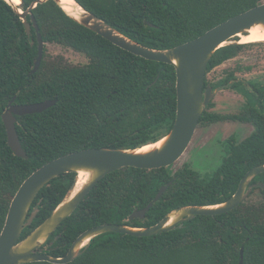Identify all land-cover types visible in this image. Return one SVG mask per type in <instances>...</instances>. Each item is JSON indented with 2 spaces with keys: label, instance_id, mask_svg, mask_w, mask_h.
<instances>
[{
  "label": "trees",
  "instance_id": "1",
  "mask_svg": "<svg viewBox=\"0 0 264 264\" xmlns=\"http://www.w3.org/2000/svg\"><path fill=\"white\" fill-rule=\"evenodd\" d=\"M34 1L22 0V10ZM75 1L138 44L159 50L194 40L264 2ZM31 14L45 44L69 50L83 57L85 63L71 64L63 56L47 54L44 47L40 67L31 74L37 40L30 18H26L30 26L27 35L20 18L0 0V116L9 103L55 101L42 113L16 118L15 128L27 159L16 157L10 150L0 119V232L11 200L35 170L85 149L134 150L155 143L168 134L176 115V75L172 66L119 49L68 18L53 0L37 5ZM250 46L253 44L217 50L206 73ZM235 70L249 72V68L238 66ZM228 74L226 81L234 76L232 72ZM251 84L249 80L248 85L257 90ZM242 91L251 97L247 88ZM258 92L261 97L257 110L248 107L245 113L254 131L240 146L229 150L212 175L202 177L190 164L175 171L171 167L114 171L97 183L39 252L62 257L73 241L90 228L102 224L150 227L174 209L228 200L250 169L264 165V89ZM74 179L73 173L62 174L39 191L30 208L38 212L20 240L51 214ZM169 182L144 220H128L133 211L145 208ZM259 182L262 186L252 190L248 202L226 214L197 216L172 231L149 237L104 234L69 264H239L241 248L243 264H264V173L251 181Z\"/></svg>",
  "mask_w": 264,
  "mask_h": 264
},
{
  "label": "water",
  "instance_id": "2",
  "mask_svg": "<svg viewBox=\"0 0 264 264\" xmlns=\"http://www.w3.org/2000/svg\"><path fill=\"white\" fill-rule=\"evenodd\" d=\"M2 1L10 6L20 18L27 35L30 33V26L26 22V18H30L37 40V57L30 72L31 74H35L40 67L43 49L46 44L39 34V28L31 11L37 5L49 0H36L24 11L22 10V0H19L20 3L17 6H14L7 0ZM72 1L83 12V18L79 21L70 17L63 10L59 0H53L68 18L119 49L147 61L164 63L174 68L176 75L175 120L166 136L155 143L146 145L152 146L146 152H140L146 146L134 150L85 149L52 160L32 172L22 182L9 205L5 222L0 232V264H27L35 262L69 264L86 250L98 236L116 233L132 237H149L169 232L193 220L197 216L226 214L244 203L254 188L262 186L260 182L255 185H249V183L258 177V175L264 173V165L250 169L240 180L233 195L221 204L180 207L169 212L157 224L145 228L102 224L81 233L62 257L56 258L39 252V249L47 243L61 223L74 213L85 197L106 175L123 168L143 170L172 168L187 150L207 104L219 91L230 85L227 84L215 89L210 86H204L206 69L213 54L217 50L229 45H250L240 44L235 38H238L239 35H245L253 27H264L263 2L211 28L194 40L170 49H151L126 37L103 20L97 18L94 14L88 12L75 0ZM54 104L55 101L25 105L8 104L0 119L5 128L8 147L16 157L27 159L15 128L16 118L42 113ZM158 143H161V145L154 147ZM79 172L88 173L89 179L76 194L72 195ZM67 173L75 174V179L61 202L39 226L24 239L20 240L23 230L33 222L38 212L37 209L31 211L30 208L39 191L53 179ZM170 184L169 182L161 187L153 201L145 208L133 211L128 220H144L145 214L161 198ZM239 264H243V248L240 249Z\"/></svg>",
  "mask_w": 264,
  "mask_h": 264
},
{
  "label": "flooded vegetation",
  "instance_id": "3",
  "mask_svg": "<svg viewBox=\"0 0 264 264\" xmlns=\"http://www.w3.org/2000/svg\"><path fill=\"white\" fill-rule=\"evenodd\" d=\"M253 45L258 46L264 44ZM244 51L245 49H243L242 52ZM224 70L225 72H223V75L217 80L213 79V73H211L212 70L206 73L204 79L205 87L210 86L215 89L217 87L225 86L227 84L230 85L224 88L223 90L219 91L215 95V97L210 100L201 116L203 120L201 123L199 120V124L197 127V129L199 127L204 128L208 132V135H211L213 133L211 137L212 145L209 147H212L213 149H218V153L221 156L220 165L222 164L223 160L228 157L229 150L233 147L240 146L242 142L245 141L254 131V126L251 122L246 119L245 113L248 107H251L253 109L255 108L257 110V102L261 97V94L258 92V89H264V80H262L263 82L258 80V76H256L255 73V77L250 81L252 83L251 85L257 88V90L251 88L248 85V81L239 78L237 75V72L239 71L235 70V68H225ZM250 70L251 68H249V71ZM230 72H232L234 76L228 81H226V78L229 75L228 73ZM239 84H243V87L247 88L248 91H250L251 97L248 93L242 91L243 87ZM219 95L221 96L219 97ZM242 95L245 97V99L242 97ZM219 98L221 99L219 100ZM261 115L264 116V113ZM220 165L218 166V168L220 167ZM217 169L215 171H217ZM214 172H212L210 175H212ZM206 176L208 177L209 175H205L202 177ZM255 184L256 183H249V185Z\"/></svg>",
  "mask_w": 264,
  "mask_h": 264
},
{
  "label": "rangeland",
  "instance_id": "4",
  "mask_svg": "<svg viewBox=\"0 0 264 264\" xmlns=\"http://www.w3.org/2000/svg\"><path fill=\"white\" fill-rule=\"evenodd\" d=\"M236 39L238 40V38H235V40ZM45 49L47 54L52 56H63L71 64L85 63V59L83 57L59 46L46 44ZM236 66L244 69L248 67L251 68L249 72H237L239 78L249 81L255 77V73L256 76H258V80H264V45L250 46L235 58L228 60L221 66L212 69L211 73H213V79H219L222 76V71L225 68L234 69ZM220 96L221 95H219V97ZM242 97L245 99L243 95ZM220 99L221 98H219V100ZM212 135L213 133L208 135V132L204 128L199 127L195 131L191 143L189 144L183 156L172 166V170L175 171L181 168L184 164L191 163L190 165L192 168L202 176L210 175L212 172H214L221 163V156L218 153V149L209 147L212 145ZM248 198L245 200V202H248Z\"/></svg>",
  "mask_w": 264,
  "mask_h": 264
},
{
  "label": "bare ground",
  "instance_id": "5",
  "mask_svg": "<svg viewBox=\"0 0 264 264\" xmlns=\"http://www.w3.org/2000/svg\"><path fill=\"white\" fill-rule=\"evenodd\" d=\"M14 6H17L19 0H7ZM63 10L72 18L81 20L83 18V12L77 7L72 0H59ZM238 41L240 44H253V43H264V27L256 26L250 29L245 35H239ZM161 143L154 145L159 147ZM152 146L143 147L140 152L148 151ZM89 174L85 172H79L77 174L76 186L73 190L72 195L76 194L88 181Z\"/></svg>",
  "mask_w": 264,
  "mask_h": 264
}]
</instances>
